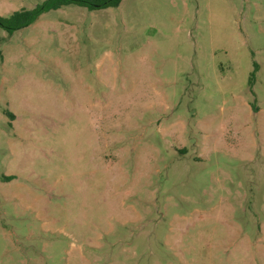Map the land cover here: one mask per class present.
I'll use <instances>...</instances> for the list:
<instances>
[{"label": "rangeland", "instance_id": "374dc122", "mask_svg": "<svg viewBox=\"0 0 264 264\" xmlns=\"http://www.w3.org/2000/svg\"><path fill=\"white\" fill-rule=\"evenodd\" d=\"M0 264H264V0L0 27Z\"/></svg>", "mask_w": 264, "mask_h": 264}, {"label": "trees", "instance_id": "16d2710c", "mask_svg": "<svg viewBox=\"0 0 264 264\" xmlns=\"http://www.w3.org/2000/svg\"><path fill=\"white\" fill-rule=\"evenodd\" d=\"M123 0H44L31 9H21L10 14L8 17L0 16V27L9 34L24 29L36 22L43 14L58 10L64 6L76 5L93 10L118 7ZM258 65L255 66L250 82L253 83Z\"/></svg>", "mask_w": 264, "mask_h": 264}]
</instances>
